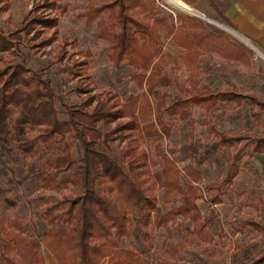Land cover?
Returning <instances> with one entry per match:
<instances>
[{"label": "trees", "instance_id": "trees-1", "mask_svg": "<svg viewBox=\"0 0 264 264\" xmlns=\"http://www.w3.org/2000/svg\"><path fill=\"white\" fill-rule=\"evenodd\" d=\"M188 4L196 0H184ZM47 6L54 7L56 0ZM83 13L86 19L98 17L97 37L107 43L108 58L114 65L126 63L131 78L140 91L121 101L109 88L92 92L89 60H78L72 53L66 66L75 79L72 88L78 100L64 101L49 77L41 69L27 65L21 44L39 49L56 39L58 17L36 13V7L20 24L9 31L0 27V162L16 181L30 178L41 190L34 197L25 194L28 204L40 202L43 230L36 237L24 234L26 214L17 213L16 198L0 188L3 200L11 205L12 215L2 218L0 264H46L41 245L59 264H177L187 240L163 242L157 258L151 261L143 250L122 246L120 240L130 234L133 220L144 229L158 227L180 215L188 222L186 233L198 244L212 243L214 233L208 228L197 203L202 197L198 186L201 172L192 164L180 167L172 151L162 147V136L169 134L166 119L182 116L192 103L207 110L219 102L240 106L252 103L264 111V99L244 87L199 86L204 53H216L227 61L249 65L245 49L224 33L207 28L197 16L178 14L176 22L164 14L157 0H88ZM6 8L3 2L0 11ZM226 22L227 20L222 17ZM50 36L37 40L43 31ZM183 52L175 56L163 49V41ZM76 53V52H75ZM66 49L59 45L55 59L61 61ZM20 58L10 61L8 57ZM182 62L188 71L184 97H175L161 88L173 79L162 68ZM59 99L65 117L55 105ZM211 137L204 152L221 147L238 149L242 140L251 143L250 155L264 154V133L245 131L229 134L212 123L207 124ZM69 138V140H68ZM153 143L154 152L142 145ZM245 142V143H246ZM77 145L80 156L75 155ZM22 162L17 173L12 164ZM159 166L163 176V201L178 197L167 211L159 208L157 182L152 168ZM225 178L207 187H222ZM58 190L59 194L46 191ZM213 202L221 201L218 194ZM264 262V249L239 264Z\"/></svg>", "mask_w": 264, "mask_h": 264}, {"label": "rangeland", "instance_id": "rangeland-1", "mask_svg": "<svg viewBox=\"0 0 264 264\" xmlns=\"http://www.w3.org/2000/svg\"><path fill=\"white\" fill-rule=\"evenodd\" d=\"M49 1L0 0V4L3 2L6 4V8L0 11V27L6 31L18 26L34 7L37 8L38 14L44 13L47 16L58 17L56 39L52 43L34 50L21 44L25 55L24 62L34 69H41L42 75L49 77L53 89L61 94L64 101L78 100L77 95L72 92L75 79L70 76L69 69H66L72 53L78 60H89L86 71L90 74L92 92H98L100 87L109 88L121 101L132 93H138L140 89L131 78L132 68L124 62L119 65L110 62L107 43L97 37L98 17L86 19L84 16L88 0H56L54 7L46 5ZM92 1L99 4L105 0ZM215 1L205 0L207 5L209 3L214 5ZM157 4L164 14H170L176 22L179 21L178 14L201 18L208 29L228 35L249 54L251 58L249 65L237 61L229 62L216 53L202 54L199 58L201 64L199 86L207 85L211 88L241 86L247 92L264 99V49L262 47L251 39L252 42L249 40L247 42L237 32L230 30L221 14L200 12L195 2L186 4L202 17L193 12L175 8L168 0H157ZM51 31L52 29L43 31L37 40L50 36ZM163 43L165 52L175 56L182 54L183 51L178 46L167 40ZM59 45L66 49V54L61 61L55 59L54 55V50ZM19 58V56L8 57L10 61H16ZM162 72L169 75L173 83L164 85L161 91H166L175 97H184V88L188 86L185 82L188 71L184 64L179 62V66L174 67L173 63H169L162 68ZM55 105L59 116L64 118L65 113L59 99H56ZM166 120L170 128L169 134L162 136V147L165 151H172L180 167L190 163L201 172L202 182L198 186L202 190V197L197 199V203L204 218L209 221L208 228L214 233V241L198 244L194 236L186 233L185 228L188 222L177 215L161 226H150L147 229L149 235L147 239L143 237V227L134 219L130 234L123 237L120 244L143 250V256L154 261L162 250L164 241L187 240L189 243L180 251L182 259L177 264H239L251 259L264 249V154L250 155L251 143L245 140L239 143L238 149L221 147L204 152L203 145L211 137L207 126L209 122L219 130L232 135L242 134L245 131L264 133V111H258L247 100L238 107L219 102L216 108L210 110L191 103L184 115ZM142 146L148 148L151 153L154 152L151 141ZM74 150L78 158L80 150L77 145ZM11 166L18 173L22 162H16ZM5 170L0 162V188L3 187L9 196H15L17 213L27 215L24 234L36 237L43 230L40 202L28 204L24 195L29 194L34 197L42 191L35 188L29 177L18 182L11 178L8 170ZM152 172L157 182L159 208L165 212L178 203V197H173L167 202L163 201V176L157 175L160 167H153ZM225 178H230L231 181L224 183L220 188L207 187ZM46 192L59 194L58 190ZM215 194L221 198L220 202H213L212 196ZM9 215H12L11 205L7 204L0 194V216L4 219ZM0 236H4L1 222ZM41 249L46 264H51L54 258L43 245ZM105 261L106 259H103L100 264H105Z\"/></svg>", "mask_w": 264, "mask_h": 264}, {"label": "crops", "instance_id": "crops-1", "mask_svg": "<svg viewBox=\"0 0 264 264\" xmlns=\"http://www.w3.org/2000/svg\"><path fill=\"white\" fill-rule=\"evenodd\" d=\"M195 4L204 14H221L230 29L264 49V0H216L214 5L196 0ZM51 264L59 263L54 259Z\"/></svg>", "mask_w": 264, "mask_h": 264}, {"label": "bare ground", "instance_id": "bare-ground-1", "mask_svg": "<svg viewBox=\"0 0 264 264\" xmlns=\"http://www.w3.org/2000/svg\"><path fill=\"white\" fill-rule=\"evenodd\" d=\"M175 8L178 9H182V10H186L188 12H193V13H197L195 10H193V8H191V6H189L188 4H186L185 2H183L182 0H168ZM208 17V16H207ZM211 20V19H210ZM223 25V24H222ZM232 30V29H230ZM233 32H235L234 30H232ZM236 33V32H235ZM247 42L248 39L244 38ZM263 55V54H262ZM264 57V56H263Z\"/></svg>", "mask_w": 264, "mask_h": 264}, {"label": "water", "instance_id": "water-1", "mask_svg": "<svg viewBox=\"0 0 264 264\" xmlns=\"http://www.w3.org/2000/svg\"><path fill=\"white\" fill-rule=\"evenodd\" d=\"M194 14H196V15H198V16H200V17H202L200 14H197V13H194Z\"/></svg>", "mask_w": 264, "mask_h": 264}]
</instances>
